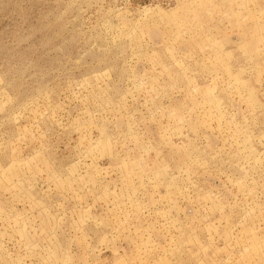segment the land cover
Wrapping results in <instances>:
<instances>
[{
  "label": "rangeland",
  "instance_id": "obj_1",
  "mask_svg": "<svg viewBox=\"0 0 264 264\" xmlns=\"http://www.w3.org/2000/svg\"><path fill=\"white\" fill-rule=\"evenodd\" d=\"M0 264H264V0H0Z\"/></svg>",
  "mask_w": 264,
  "mask_h": 264
}]
</instances>
